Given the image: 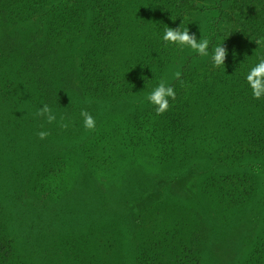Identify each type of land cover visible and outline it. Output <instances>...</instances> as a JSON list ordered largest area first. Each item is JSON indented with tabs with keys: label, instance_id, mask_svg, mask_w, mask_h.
I'll list each match as a JSON object with an SVG mask.
<instances>
[{
	"label": "trees",
	"instance_id": "obj_1",
	"mask_svg": "<svg viewBox=\"0 0 264 264\" xmlns=\"http://www.w3.org/2000/svg\"><path fill=\"white\" fill-rule=\"evenodd\" d=\"M90 1L92 18L83 36L85 46L83 42L78 50L77 67L72 63V46L82 33L85 5L81 0H0V46L13 42L4 23L9 27L36 24L35 31L24 29L26 39L14 42L9 51L19 55L20 69L43 104L73 112L75 119L79 113L74 114L72 107L83 98L110 104L137 99L136 105L140 104L186 49L163 41L166 26L188 28L191 34V14H210L205 35L208 51L211 54L223 44L228 50L225 67H215L211 59L195 66L197 54L185 58L180 80L168 83L176 92L175 100L169 99V109L157 115L152 104L136 106L118 122L123 124L120 138L136 152L150 150L157 165L178 175L200 163L209 169L223 167L226 173L204 178L202 194L225 205H245L254 192L247 170L264 168V97L253 98L246 76L264 50L251 59V54L238 55V44L250 47L264 37V0ZM245 57L248 61L242 63ZM5 90L0 88L2 101L7 100ZM105 138L98 136L81 147L86 160L97 167L102 164L94 159H103L110 141ZM238 170L243 171L241 176ZM205 236L202 226L189 232L160 224L139 244L136 263L197 264ZM0 264H26L6 234L1 200ZM240 264H264V222Z\"/></svg>",
	"mask_w": 264,
	"mask_h": 264
},
{
	"label": "rangeland",
	"instance_id": "obj_2",
	"mask_svg": "<svg viewBox=\"0 0 264 264\" xmlns=\"http://www.w3.org/2000/svg\"><path fill=\"white\" fill-rule=\"evenodd\" d=\"M81 1L85 15L80 39L72 46L75 67L78 50L83 42L85 46L88 19L92 18L91 1ZM6 6L10 10L9 2ZM211 18L207 13L191 14L198 40L205 38ZM4 24L13 42L0 46V88L7 94V100L0 99V200L15 254L26 264H80L81 260L137 264L136 252L143 239L154 227L172 224L189 232L201 226L206 229L197 264H240L263 227L264 168L247 170L254 192L243 206L225 205L203 195L204 178L227 170L209 169L200 163L178 175L157 165L150 150L136 152L120 138L123 124L118 122L136 106L151 105L147 98L138 105L137 99L117 104L79 99L72 107L74 114L76 110L79 113L75 119L73 112L51 108L56 120L48 124L36 116L43 106L40 94L21 71L19 55L9 51L14 42L26 39L24 29L35 31L36 24ZM259 40L260 45L255 41L250 47L238 44V55L251 54V59L259 55L264 50V37ZM194 55L186 47L160 81L168 84L174 80L184 59ZM246 58L240 61H248ZM209 59L211 54L199 56L193 65L204 66ZM82 109L95 118V131L84 127ZM62 123L68 126L62 128ZM40 131H48L47 138L39 139ZM98 136L110 140L103 159H94L101 167L90 164L94 162H88L81 149ZM239 173L243 171H237L241 176Z\"/></svg>",
	"mask_w": 264,
	"mask_h": 264
},
{
	"label": "clouds",
	"instance_id": "obj_3",
	"mask_svg": "<svg viewBox=\"0 0 264 264\" xmlns=\"http://www.w3.org/2000/svg\"><path fill=\"white\" fill-rule=\"evenodd\" d=\"M162 39L168 44L179 46L180 49L187 47L201 57H208L210 55L208 51L209 40L206 38L198 40L196 34H190L188 28L181 30L179 26L176 28L166 26ZM261 43L262 41L260 40L256 41L257 45H260ZM222 45L217 46L211 53V60L215 67H225V60L228 56V50ZM174 77L176 80H180L181 72L176 71L174 73ZM246 81L251 88L254 99H260L264 97V56H260L258 58V63H256L249 70L246 76ZM180 83L181 85L184 84L182 80ZM175 98L176 92L174 87L167 84V82L163 79L147 96L148 101L155 107V112L157 115H162L164 112H166L170 107L169 99L175 100ZM36 116L43 118L48 124H51L56 120V114L52 111L47 103L43 104V106L37 110ZM80 116L83 118L84 127L89 131H95V118L84 109L81 110ZM63 119L64 118L61 117V120ZM60 126L62 128H66L68 125L62 123ZM41 128H43V125H41ZM48 135V131H40L37 133V136L41 140L47 138Z\"/></svg>",
	"mask_w": 264,
	"mask_h": 264
}]
</instances>
